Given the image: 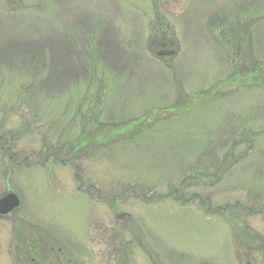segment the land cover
<instances>
[{"label": "rangeland", "instance_id": "374dc122", "mask_svg": "<svg viewBox=\"0 0 264 264\" xmlns=\"http://www.w3.org/2000/svg\"><path fill=\"white\" fill-rule=\"evenodd\" d=\"M8 193L0 264H119L138 232L160 264H238L227 217L264 239V0H0Z\"/></svg>", "mask_w": 264, "mask_h": 264}, {"label": "trees", "instance_id": "16d2710c", "mask_svg": "<svg viewBox=\"0 0 264 264\" xmlns=\"http://www.w3.org/2000/svg\"><path fill=\"white\" fill-rule=\"evenodd\" d=\"M159 20H162V18L159 16ZM164 37V34L162 35ZM156 39H149L148 47H149V53L153 54V57H158L159 59H169L172 57V54L169 55L168 49L161 48L167 47V40L164 38H161L160 42H163L158 44L160 39V34L155 37ZM158 39V40H157ZM156 40V41H155ZM155 41V42H154ZM153 43H157L158 48L155 49V45ZM211 209V208H210ZM209 208H207L208 214H217L220 216H223L227 211L228 208L224 209L222 212L219 211H211ZM237 211V210H236ZM220 213V214H219ZM232 215V214H231ZM122 215H119L121 217ZM242 215H240L239 212H236L235 215L227 217L228 222L230 223L229 226L233 229V238L235 242V259L237 260L238 264H242V260H245L244 264H264V239L261 237H257L253 235L250 231H248L245 227H241V225L238 223L240 220H244L241 218ZM122 218V217H121ZM128 222V220H126ZM114 228V227H113ZM144 237L141 233H133L131 235L130 242H123L122 250H120V258L118 259L120 262L119 264H131V255L129 253L131 252L133 247H140L144 253L150 258L152 264H160L157 259H155L151 253L146 249V241H144ZM39 247V246H37ZM40 248V247H39ZM128 253H127V249ZM254 254L257 255V257L254 258ZM26 257H24V261L27 262V257H34L33 251L31 249L27 250V253L25 254ZM22 260V261H23ZM55 262V261H54ZM53 262V264H55ZM57 262V261H56ZM31 264V263H29Z\"/></svg>", "mask_w": 264, "mask_h": 264}, {"label": "water", "instance_id": "95a60500", "mask_svg": "<svg viewBox=\"0 0 264 264\" xmlns=\"http://www.w3.org/2000/svg\"><path fill=\"white\" fill-rule=\"evenodd\" d=\"M20 206V201L17 195L8 193L0 197V216H6Z\"/></svg>", "mask_w": 264, "mask_h": 264}]
</instances>
